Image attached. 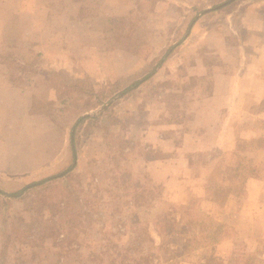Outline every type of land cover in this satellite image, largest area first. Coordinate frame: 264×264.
Listing matches in <instances>:
<instances>
[{"label": "rangeland", "instance_id": "1", "mask_svg": "<svg viewBox=\"0 0 264 264\" xmlns=\"http://www.w3.org/2000/svg\"><path fill=\"white\" fill-rule=\"evenodd\" d=\"M0 70V264H264V0H0Z\"/></svg>", "mask_w": 264, "mask_h": 264}, {"label": "trees", "instance_id": "2", "mask_svg": "<svg viewBox=\"0 0 264 264\" xmlns=\"http://www.w3.org/2000/svg\"><path fill=\"white\" fill-rule=\"evenodd\" d=\"M171 50H172V46H170L169 48H167L165 51H164V53H163V55L161 56V58H160V60H159V62H158V64H156L155 66H153L152 67V69L148 72V73H146L143 77H141V78H138V79H136V80H134L133 82H131L128 86H126V88H124V90L125 91H129L130 89H132V88H136V87H138L145 79H148L149 77H151L152 75H153V73H154V70L156 69V67H157V65H161L162 64V62H161V60L162 59H164L170 52H171ZM108 109V107H106V110ZM85 118L87 117V118H89L88 116H84ZM83 120H84V118L83 117H80V118H78V121H77V123H82L83 122ZM92 120V119H91ZM71 151H72V164L68 167V169L67 170H71V169H73V167H74V165H75V158H76V149H75V147H74V142H73V139L71 140ZM61 174H63V173H60V174H57V175H54V176H50V177H47V178H43V179H41V180H39V181H36V182H32L31 183V185H37V186H49V185H51L52 183H54V181L55 182H59V181H57V180H60L59 178H61ZM22 189H19V190H17V191H15V192H11V193H8L7 194V196H8V198H12V199H17L18 198V194L20 193V191H21ZM185 221V220H184ZM175 223V222H174ZM156 226L158 227L157 228V231H158V233H159V236H160V238H161V240H160V242H159V244H156L155 245V248H157V250L159 251H163V252H165L166 253V255H164V256H161L160 254H158V253H155V254H153L154 252H149L148 250H146V252H141V254H140V262H143V264H152L154 261H155V259H156V261L158 260V258L160 259V257H164L165 259L164 260H169V259H171L173 256H176V250H175V248H176V244H171V241L170 240H168L167 238H165V236H164V234L162 233V231L161 230H159L160 228H159V224H156ZM142 227V229L143 230H145V232L147 233V231H146V229H145V226H141ZM169 229H174V231L175 230H179V231H185L186 230V223H184L183 222V216L181 215L180 216V219H178V220H176V227H174V225H173V227L172 228H168V231H170ZM150 246V245H149ZM8 246L5 244V243H3V245H2V252H6V248H7ZM138 248L139 249H141L140 248V246H138ZM209 260H212V258H210ZM252 256H250V264H252ZM206 264H209V262L208 263H206ZM216 264H220V263H217L216 262Z\"/></svg>", "mask_w": 264, "mask_h": 264}, {"label": "crops", "instance_id": "3", "mask_svg": "<svg viewBox=\"0 0 264 264\" xmlns=\"http://www.w3.org/2000/svg\"><path fill=\"white\" fill-rule=\"evenodd\" d=\"M0 73H2V71L0 70ZM6 79H7V75H6ZM6 79H4L3 81H6ZM9 81V80H8ZM8 81H6L3 85L0 86V91L3 92L4 96H6V98H2L3 100H7L8 99V95L10 92H13L15 90V87L13 85H10L8 83ZM0 170H3L2 168H0Z\"/></svg>", "mask_w": 264, "mask_h": 264}]
</instances>
